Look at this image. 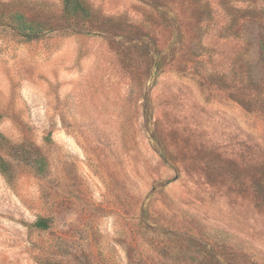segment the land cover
Segmentation results:
<instances>
[{"label":"rangeland","instance_id":"obj_1","mask_svg":"<svg viewBox=\"0 0 264 264\" xmlns=\"http://www.w3.org/2000/svg\"><path fill=\"white\" fill-rule=\"evenodd\" d=\"M40 1L0 25V264H264V0Z\"/></svg>","mask_w":264,"mask_h":264},{"label":"trees","instance_id":"obj_2","mask_svg":"<svg viewBox=\"0 0 264 264\" xmlns=\"http://www.w3.org/2000/svg\"><path fill=\"white\" fill-rule=\"evenodd\" d=\"M18 3L24 5L31 4L37 6V9H44L46 5V2L40 0H10L8 2H0V25L11 27L25 40L37 39L53 29L51 21L29 18L22 11L11 9ZM61 13L67 24L66 26H68L67 28H80L78 25L79 21H94L99 22L100 26H104L112 20L111 16L102 15L99 9L93 7L87 0H62ZM8 145H10L8 139L0 133V152L3 149H7ZM35 162L38 172H42L45 168L43 158L36 157ZM0 173L9 182L14 179L12 164L1 153ZM49 224L50 219L46 217H39L34 221V226L39 229H47Z\"/></svg>","mask_w":264,"mask_h":264}]
</instances>
